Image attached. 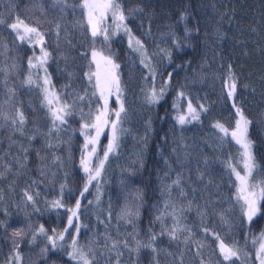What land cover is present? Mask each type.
Wrapping results in <instances>:
<instances>
[{"label": "trees", "instance_id": "1", "mask_svg": "<svg viewBox=\"0 0 264 264\" xmlns=\"http://www.w3.org/2000/svg\"><path fill=\"white\" fill-rule=\"evenodd\" d=\"M118 2L129 34L147 54L144 63L123 32L107 41L103 35L93 38L81 0H0V264H8L13 239L19 240L21 264H75L68 256L74 237L90 255L95 253V264H117V259L120 264H230L204 229L239 251L234 264H259L264 199L249 222L235 199L236 178L227 167L231 162L244 174L242 149L213 125L220 123L230 132L238 119L233 104L240 107L250 121L247 139L257 166L251 179L264 181V0ZM17 18L44 35L51 86L71 105L67 122L51 135L41 88L25 83L28 60L40 55V46L17 39L8 27ZM93 47L119 65L125 111L118 146L81 196L86 179L80 166L85 144L81 124L91 123L88 114H95L97 102L102 106L94 79L90 84L85 76L94 71ZM229 69L237 85L232 99L224 87ZM32 73L42 85L43 69ZM153 89L158 98L149 102ZM189 103L199 118L180 125L177 118L187 116ZM108 105L113 112L119 109L115 95ZM17 109L25 117L23 134L11 124ZM109 135L106 127L96 144L93 167L97 157L103 159ZM178 175L176 187L172 182ZM26 189L35 205L23 197ZM77 199L78 233L75 222L69 227L67 211ZM55 200L63 207H53ZM166 201L182 209L183 230L175 240L170 232L176 222L167 214L171 207L165 211ZM41 225L48 235L68 228L64 240L57 241L62 247L54 249L38 233ZM16 230H23V236L14 237ZM152 236L151 248L135 250L137 241L148 244ZM114 241H119V257L108 250ZM125 241L129 248L120 251Z\"/></svg>", "mask_w": 264, "mask_h": 264}, {"label": "snow or ice", "instance_id": "2", "mask_svg": "<svg viewBox=\"0 0 264 264\" xmlns=\"http://www.w3.org/2000/svg\"><path fill=\"white\" fill-rule=\"evenodd\" d=\"M80 7L85 10L86 20L88 29L93 38H96L99 35H103L104 40L107 41L110 35H114L115 33H110L109 27L106 24L107 18L109 15L112 16L113 23L117 29L123 28L126 33H129V29L124 24L126 19L125 12L122 10L120 3L118 0H81ZM141 9H133L132 11H140ZM4 20L0 19V24H3ZM8 27L16 33L17 39L21 41L27 40L29 45H38L40 46V55H33L28 60L29 73L27 80L25 83L27 85H36L41 88L42 92V106L47 107L48 112L50 113L51 118V127L49 129V135L52 134L53 131L59 132L60 126L67 122L66 118L72 113L69 111L71 105L67 102H62L60 96L55 92V90L51 86V78L47 74V68L45 65L50 59V53L46 50L44 45V35L36 28L29 26L23 20L17 18V20L8 25ZM59 27V25L57 26ZM95 43V39H94ZM136 44L139 46L135 48V51L140 52L142 56L141 63H144L147 59L146 52L143 51V45L139 40L136 41ZM131 47V43H130ZM92 63L96 65V72H86L85 76L88 79L89 83H92L93 77H95V84L93 85L96 89V93L99 94L100 101H103L102 106L98 103L97 110L95 114L91 112L88 114L89 122H84L81 124V135L85 137L84 144V153L82 154L80 166L85 173V185L84 189L81 192V196L84 195V192L88 190V185L92 183L94 180H98L101 176V173L104 169L105 162L108 160L109 154L115 151V148L118 146V139L120 129V123L122 120V113H124L125 109L123 106V102L121 97L123 95L122 89L120 87V80L117 69L119 65L114 63L110 55H105L103 51H98L93 47L91 51ZM15 67V66H14ZM145 67H148L150 72L152 71L150 68V63H146ZM32 69H37V72L40 69H43L45 75L43 79V84L40 85L38 80L33 79ZM103 69V72H101ZM224 87L227 91V96L229 99H232L236 92V81L234 76L231 73V69H229V74L225 80ZM12 89H9V92H12ZM163 92V89H161ZM94 93L93 95H96ZM115 95L117 98V103L120 105L119 109L116 111H112L108 105V97ZM183 93H180V96H183ZM157 94L155 89H153L150 96H148L149 102H154L157 100ZM79 99L83 100L84 97H79ZM235 108L236 115L238 119L236 120V126L233 130L229 132V129L225 128L222 124L216 123L213 126L217 128L220 132L224 133L225 136L231 135L232 139L240 145L242 149L241 157L244 168V174L237 171V168L233 166L231 162L227 164V167L230 169L232 175L236 178V193L235 199L237 202L242 204L243 215L247 218L249 222L253 220V218L257 215L258 204L261 199H264V181L253 182L252 176L253 172L256 169V164L253 160L250 151V142L247 140V131L248 125L250 121L244 116L240 107L235 103L233 104ZM201 109L204 110L203 105H201ZM115 116V119H112V116ZM199 118V112L193 108L192 104H188V114L179 115L177 118V122L180 125H184L185 123L191 122V120H196ZM4 120H9V116L5 115L3 117ZM83 119V116H82ZM11 124L13 127H17L18 130L23 134V128L25 124V117L19 109L16 110L15 116L11 117ZM106 127H110V135L109 142L107 148L104 151L103 159L97 157V162L95 167H93L92 157L96 154V144L99 141L100 135L104 132ZM89 129L94 130L95 135L89 131ZM31 139V138H30ZM91 145V148L89 146ZM26 151V150H25ZM22 166V165H21ZM3 173L0 172V176ZM172 185L176 187L180 186V176H177V179L172 182ZM172 185H167L166 187L171 190ZM64 185H61V191H63ZM183 189H181V195H183ZM23 197L25 198L27 203H31L35 205V199L32 193L29 190L23 191ZM98 199V197H97ZM53 207H63L61 200H55L51 202ZM171 207L172 211L167 213L171 216V218L176 222L174 227L171 229L170 236L172 239H178V232L183 229L180 227V214L181 210H177L175 204H171L169 201L165 202V211ZM81 208V202L77 199L74 207L67 209L69 212L68 216V225L69 227L73 226L75 222V227L77 233L79 232L80 224H79V210ZM165 213H162L164 215ZM161 217H158L160 219ZM68 231V228L64 229V232L59 233L58 235L53 230L52 235H48L45 228L41 225L38 229V233L42 234L46 237L48 242L55 249L57 247H62V245H58L57 241L64 240V233ZM206 234H211L218 242L217 247L219 249L220 256L223 258V261L230 262V264H234L233 258L239 259V251L234 246L226 245L222 238L216 233H209L208 229H204ZM23 230H16L13 233V236L16 238L23 236ZM37 233H33L32 241L35 242ZM155 236L150 238V242L148 244H141L139 241L136 242V251L138 252L141 247H152L151 241L155 240ZM187 239V238H186ZM256 241H254L255 243ZM12 243L14 244V252L9 257L8 264H21V254L19 252V240L13 239ZM119 241H114L109 247V252H116L117 257H119L120 253L118 250ZM203 246V245H201ZM124 247L127 248V241L124 242ZM70 251L68 252V256L71 260L75 261V264H95L96 255L95 253L89 254V251H85L82 247L78 245L77 239L74 237L71 245ZM46 250V249H45ZM155 252L156 249L152 248ZM199 254V253H198ZM103 255V253H101ZM256 259L259 261V264H264V233L261 234V238L259 241V247L256 251ZM117 264H120L119 259H117ZM201 264H204L202 261Z\"/></svg>", "mask_w": 264, "mask_h": 264}, {"label": "rangeland", "instance_id": "3", "mask_svg": "<svg viewBox=\"0 0 264 264\" xmlns=\"http://www.w3.org/2000/svg\"><path fill=\"white\" fill-rule=\"evenodd\" d=\"M106 24H107V26L109 27V31H110V33H117V32H123V33H125L126 34V36L128 37V41L131 43V48L134 50L135 48H138L139 46L136 44V39L134 38V37H132L129 33H126L124 30H123V28H121V29H117L116 27H115V24L113 23V19H112V16L111 15H109L108 16V18H107V21H106ZM125 24V23H124ZM135 51V50H134ZM144 51V50H143ZM135 52H137L138 54H140V52H138V51H135ZM141 55V54H140ZM97 71V69H96V65L94 64V71L93 72H96ZM101 72H103V69H101ZM93 79H94V83H95V77H93ZM99 95V94H98ZM111 96H109L108 97V100H109V98H110ZM102 104H103V101H102ZM94 135H95V132H94ZM248 140V139H247ZM240 146V145H239ZM119 248H120V251H122V250H124L123 248H125L124 247V243L123 244H121L120 246H119ZM127 248H129V246L127 247Z\"/></svg>", "mask_w": 264, "mask_h": 264}]
</instances>
